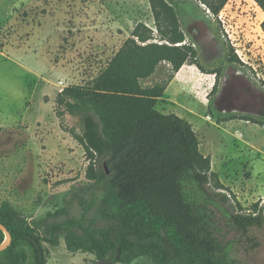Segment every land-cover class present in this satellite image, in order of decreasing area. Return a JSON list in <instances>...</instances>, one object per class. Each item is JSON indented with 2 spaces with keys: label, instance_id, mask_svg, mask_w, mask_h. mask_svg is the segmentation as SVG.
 Listing matches in <instances>:
<instances>
[{
  "label": "rangeland",
  "instance_id": "rangeland-1",
  "mask_svg": "<svg viewBox=\"0 0 264 264\" xmlns=\"http://www.w3.org/2000/svg\"><path fill=\"white\" fill-rule=\"evenodd\" d=\"M182 29L206 70L185 66L168 83L155 109L187 121L211 171L244 212L264 210V13L253 0H228L217 18L197 0H172ZM143 0H0V205L8 202L44 235L46 225L66 218L93 228L113 227L101 213L102 190L86 178L83 148L62 130L53 112L57 94L68 85L90 84L129 37L134 24L153 27ZM231 43L241 64L227 63ZM169 66L160 64L142 88L164 82ZM36 122H40L37 127ZM42 123V124H41ZM65 129L80 133L66 116ZM233 195V197H232ZM64 208L66 214L48 217ZM235 264H264V230H251L258 247L224 228ZM6 238H4V242ZM1 244V245H2ZM47 264L102 263L88 253H71L64 239L43 243ZM2 264H32L19 244L1 254ZM137 263L155 264L149 258ZM171 264H179L172 262Z\"/></svg>",
  "mask_w": 264,
  "mask_h": 264
},
{
  "label": "trees",
  "instance_id": "trees-1",
  "mask_svg": "<svg viewBox=\"0 0 264 264\" xmlns=\"http://www.w3.org/2000/svg\"><path fill=\"white\" fill-rule=\"evenodd\" d=\"M105 1V0H100ZM153 20L150 28L138 22L99 75L86 85H68L55 97L54 114L62 130L83 148L89 161L85 175L102 190L101 213L113 227L82 226L71 218L50 223L44 235L8 202L0 205V224L11 235L6 252L19 244L32 254V264H47L43 243L55 247L64 239L71 253H88L102 263L135 262L149 258L155 264H235L229 259L231 242L224 228L258 247L251 230H264V210L244 212L202 156L192 126L175 114L154 107L168 83L184 66L215 77L217 91L222 68L206 70L186 39L179 14L166 0H147ZM228 0H202L217 18ZM264 13V0H253ZM264 32V21L261 23ZM227 63L241 64L232 44ZM168 78L149 88L140 81L160 64ZM264 85L263 81H260ZM78 121L80 133L65 129L63 119ZM263 126L250 116H234ZM66 214L64 208L48 217ZM5 235L0 230V245Z\"/></svg>",
  "mask_w": 264,
  "mask_h": 264
},
{
  "label": "crops",
  "instance_id": "crops-1",
  "mask_svg": "<svg viewBox=\"0 0 264 264\" xmlns=\"http://www.w3.org/2000/svg\"><path fill=\"white\" fill-rule=\"evenodd\" d=\"M166 1H167L168 3H170V4L175 8V6L171 3L172 0H166ZM176 1H177V0H176ZM178 1H183V0H178ZM197 1L199 2V4H200L201 6L205 7V9H206V11H207L208 13H210L209 10H208V8L202 3V0H197ZM143 3H144V4H143L144 7H146V8L149 9L148 1H147V0H143ZM175 10H176V8H175ZM149 12H150V9H149ZM176 12L178 13L177 10H176ZM150 14H151V13H150ZM151 17H152V16H151ZM152 21H153V20H152ZM139 22H140V21H139ZM137 23H138V22H137ZM137 23H136V24H137ZM142 23H143V22H142ZM136 24H134V27H135ZM144 24L147 25L146 23H144ZM147 26H148V25H147ZM134 27H133V28H134ZM148 27H150V26H148ZM150 28H152V27H150ZM185 66H188V65H184L183 67H185ZM183 67H182V68H183ZM182 68H181V69H182ZM181 69H180V70H181ZM180 70H179L177 73H179ZM177 73H176V74H177ZM161 99H163V97H162ZM53 112H54V111H53ZM0 120H1V119H0ZM39 124H40V122H36V123L34 124V126L37 127V125H39ZM41 124H42V123H41ZM3 125H4L3 121H0V129L3 127Z\"/></svg>",
  "mask_w": 264,
  "mask_h": 264
},
{
  "label": "water",
  "instance_id": "water-1",
  "mask_svg": "<svg viewBox=\"0 0 264 264\" xmlns=\"http://www.w3.org/2000/svg\"><path fill=\"white\" fill-rule=\"evenodd\" d=\"M0 230L3 232V234L5 235L6 241L4 242V244L0 245V252H2L3 250L7 249L11 243V235L10 233L5 229L4 226H2L0 224Z\"/></svg>",
  "mask_w": 264,
  "mask_h": 264
}]
</instances>
